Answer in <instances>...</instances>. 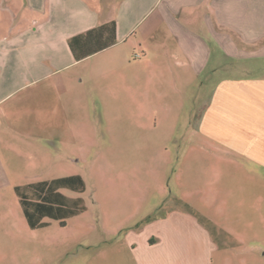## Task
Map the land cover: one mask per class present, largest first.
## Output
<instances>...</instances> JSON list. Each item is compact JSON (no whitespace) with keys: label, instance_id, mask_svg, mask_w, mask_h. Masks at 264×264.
Returning a JSON list of instances; mask_svg holds the SVG:
<instances>
[{"label":"crops","instance_id":"obj_1","mask_svg":"<svg viewBox=\"0 0 264 264\" xmlns=\"http://www.w3.org/2000/svg\"><path fill=\"white\" fill-rule=\"evenodd\" d=\"M4 3L13 7H7L5 19L0 20V128L8 132L6 143L23 147L35 168L55 170V162L71 155L83 130L80 124L85 116L80 108L91 98L88 99L83 78L77 81L71 70L101 56L95 62L102 72H122L124 64L135 65L130 54L105 52L131 38L137 43L141 40V54L137 57L143 58L140 62L156 60L166 65L169 59L175 60V67L167 71L176 74L177 80L219 77L221 70L226 74L214 80L197 122L201 140L211 141L218 148L213 151L205 148L204 142L195 141L182 146L173 135L171 142L180 152L179 166H187L182 163L189 154L200 157L206 152L214 161L229 157L241 166L236 158L242 157L264 168V0ZM111 24L114 31H95ZM92 30L93 35H86ZM155 39L156 45L151 46L154 52L142 46ZM104 43L112 44L87 55ZM70 44L78 58L72 54ZM240 60L256 66H237ZM225 62L233 65L226 66ZM159 70L163 71L157 69L156 73ZM2 145L0 141V149ZM192 145H199L200 149L190 152ZM5 166L15 167L7 155L3 161L0 159V170ZM75 176L80 177L85 189L81 175L57 176L23 186ZM245 185L252 183L247 181ZM54 214L55 211L51 216ZM205 218L191 206L169 208L144 225L125 231L124 241L135 264H264L256 254L261 251V242L246 239V231L232 235L216 229Z\"/></svg>","mask_w":264,"mask_h":264},{"label":"rangeland","instance_id":"obj_2","mask_svg":"<svg viewBox=\"0 0 264 264\" xmlns=\"http://www.w3.org/2000/svg\"><path fill=\"white\" fill-rule=\"evenodd\" d=\"M4 1L2 21L7 7H13ZM139 41L131 38L105 52L130 54L135 65L124 64L122 72H102L95 62L101 56L71 70L77 81L83 78L91 100L80 108L85 120L71 155L55 162V170L35 168L23 147L7 144L8 132L0 128V159L7 155L15 166L0 170V264H135L125 231L169 208L188 206L216 229L232 235L246 231V239L261 242L256 254L264 261V184L259 183L264 182V168L242 157L236 158L241 166L229 157L214 161L206 152L200 157L189 154L182 163L188 167L179 166L180 152L171 142L176 135L182 146L195 141L213 151L218 148L201 140L197 122L214 80L226 77L225 72L177 80L167 71L175 60L166 65L138 60ZM157 41H142V46L151 49ZM236 64L256 66L243 60ZM157 69L163 71L158 74ZM197 149L199 145L189 147L190 152ZM67 175H81L85 189L81 194L61 189L60 198L66 200L59 198L61 210L54 217L40 214L41 201L31 197V189L26 191L27 207L20 203L16 187ZM247 181L252 185L247 187ZM77 197L80 202L73 200Z\"/></svg>","mask_w":264,"mask_h":264},{"label":"trees","instance_id":"obj_3","mask_svg":"<svg viewBox=\"0 0 264 264\" xmlns=\"http://www.w3.org/2000/svg\"><path fill=\"white\" fill-rule=\"evenodd\" d=\"M114 31V24H111L110 26H104L100 27L99 29L95 30L97 33H100L102 31ZM95 31H89L86 33V35H93ZM82 36H77L75 37V41H78ZM112 43H104L101 45H98V47L95 50H89L88 54H93L95 52H98L99 50H102L103 48H106L107 46H110ZM71 52L74 54L75 57L78 58L77 53L73 49V45L70 44ZM82 58V57H81ZM16 194L20 200V203L23 206L27 207V204L29 203L28 200V192L27 190L32 191V196L31 197H36L38 200L41 202L38 204V209L40 214H46L50 215L52 213L57 212L60 213L62 202L59 200V198L62 196L60 193H58V190L61 189H68L73 192H83L84 190V185L80 177L75 176L71 178H66V179H59L51 182H42V183H37L34 185H27V186H21V187H16ZM57 192V193H56ZM66 200V197H62L60 199ZM76 202H80L81 199H73ZM57 203L56 209L53 208V204ZM47 204V205H45ZM48 224H42V227L46 226Z\"/></svg>","mask_w":264,"mask_h":264}]
</instances>
